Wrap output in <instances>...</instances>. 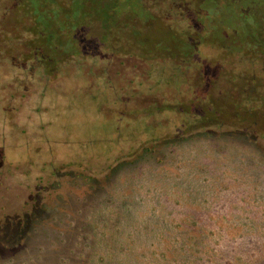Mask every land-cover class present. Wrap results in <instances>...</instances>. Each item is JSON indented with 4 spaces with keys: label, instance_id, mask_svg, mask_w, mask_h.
Masks as SVG:
<instances>
[{
    "label": "rangeland",
    "instance_id": "obj_1",
    "mask_svg": "<svg viewBox=\"0 0 264 264\" xmlns=\"http://www.w3.org/2000/svg\"><path fill=\"white\" fill-rule=\"evenodd\" d=\"M144 1L152 24L126 13L138 35L114 39L110 1L84 4L52 74L0 54V264H264V30L248 50L217 0L204 22L195 0Z\"/></svg>",
    "mask_w": 264,
    "mask_h": 264
},
{
    "label": "trees",
    "instance_id": "obj_2",
    "mask_svg": "<svg viewBox=\"0 0 264 264\" xmlns=\"http://www.w3.org/2000/svg\"><path fill=\"white\" fill-rule=\"evenodd\" d=\"M8 1L9 4L15 3L14 6L15 8L11 9L12 13L15 16V19L11 22H0V54L6 51L9 52L11 55L16 56L17 59H20L25 63L32 60L40 62L42 63L41 64L42 66H37L36 68L39 69L40 71L41 70L46 71V74H50L52 70H57L59 62L57 63L55 61L56 64L52 63L51 56H49L50 53H44V52H46V50L47 52H50L51 48L57 51V49L55 48L57 46L53 47V45H55V43L60 38L68 39V43L71 42L73 45L75 40L74 35L76 36L75 31H77L82 36L85 33V31L89 29L88 27L94 21L92 19V15L90 11L87 10L88 15H86V12L82 10L83 5L86 3L89 4L90 1H93L95 5L101 4L103 6L104 4H107L106 0H79L78 3L81 4L80 10H78V12H74L73 7L71 6V0H8ZM109 1L110 2H108V4L110 5L111 8L110 18L113 20H110V22H103L101 25L104 28L103 30L107 31L106 35H108L109 33L108 36H112L113 39L117 35L118 31L122 29L124 31L128 30V34L131 36L138 35V33L133 32L129 26L124 24H119L118 19L124 18L126 13L128 16H131V18L133 19L140 18L141 22H143L142 24L143 29L150 26L152 24L151 20L153 18H156V16L152 14L151 9L148 7L147 3L144 0H109ZM182 1L175 0L176 3H180L181 5H183ZM204 1L205 0H195V2L199 4L197 5V9L199 11L196 17L198 22H202V21L204 22V19L200 18L198 15L202 16L203 13H206V15L208 16L207 11L205 10L207 8L203 6ZM214 3L215 4H211L210 6H208L209 8H211L210 10L211 13L209 15L216 16L219 14L218 18L220 19L221 17L220 23H222V27H225L228 30H233V31L236 30L237 33L240 31V35H247L245 36L246 39L242 43L248 45L249 47V49L247 47L248 50H251L252 47L253 49H257L258 46H261L262 44L260 42L262 38L261 35L264 30V26L261 23L264 22L263 21L264 0H217L214 1ZM201 6H202V10L200 9ZM77 8L79 9V6H77L75 10ZM94 11H97L98 14H101L100 6L94 7ZM60 14H62V17L63 15H68L67 21L55 22V20L58 21V19L61 18ZM27 19H29V21H26ZM215 19L216 18L211 20L214 21ZM100 20L102 19L100 18ZM211 20H206V21H211ZM198 22H196V24L192 27L193 31H195L196 33H202V31L198 32V30L202 25L201 23ZM58 36L60 37L57 38ZM11 42H13L15 45H11L13 44ZM231 42L233 43L232 45L236 44V41H231ZM181 43L182 44L180 47L183 48L182 51H185L188 47L193 51L191 42L181 41ZM136 48H140V47L136 46ZM59 51L60 53H62L64 50L59 49ZM79 51L83 52L84 51L83 47H79ZM243 51L244 49H242L241 53H243ZM73 55L74 53L71 52V50H68L67 53L63 52L62 56H58V57L59 58L64 57L63 60L61 61V64H63L62 62L68 64L73 61ZM139 56L143 59H146L145 55L143 54ZM175 57L178 60L177 63L178 69H182L183 67H185L183 66V64L185 63L191 64L190 63L191 60L195 58L193 54L187 57H181L179 54L176 55ZM168 58H173V57L169 56ZM193 115H194L193 118H195L196 121L205 124L206 119L202 114L195 113ZM192 123H194V121H192L191 124ZM220 123L221 120L218 122H212L210 124L218 126L220 125ZM191 124L189 126H191ZM203 126L201 128H203Z\"/></svg>",
    "mask_w": 264,
    "mask_h": 264
},
{
    "label": "flooded vegetation",
    "instance_id": "obj_3",
    "mask_svg": "<svg viewBox=\"0 0 264 264\" xmlns=\"http://www.w3.org/2000/svg\"><path fill=\"white\" fill-rule=\"evenodd\" d=\"M206 21V20H205Z\"/></svg>",
    "mask_w": 264,
    "mask_h": 264
}]
</instances>
